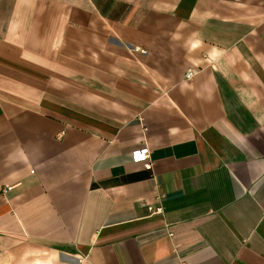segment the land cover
<instances>
[{
	"label": "crops",
	"instance_id": "1",
	"mask_svg": "<svg viewBox=\"0 0 264 264\" xmlns=\"http://www.w3.org/2000/svg\"><path fill=\"white\" fill-rule=\"evenodd\" d=\"M0 264H264V0H0Z\"/></svg>",
	"mask_w": 264,
	"mask_h": 264
},
{
	"label": "built area",
	"instance_id": "2",
	"mask_svg": "<svg viewBox=\"0 0 264 264\" xmlns=\"http://www.w3.org/2000/svg\"><path fill=\"white\" fill-rule=\"evenodd\" d=\"M193 72H188L186 73L185 75V79H190L192 76H193ZM132 157H133V160L135 162H139V163H142L143 164V167L146 169V170H149L151 168V163L149 161V157H150V154H149V151L147 149H142V150H139V151H136L132 154ZM11 187H5V188H2L1 189V193L2 195H6L9 191H11ZM156 212L157 213H161L162 212V209L161 208H158L156 209Z\"/></svg>",
	"mask_w": 264,
	"mask_h": 264
}]
</instances>
